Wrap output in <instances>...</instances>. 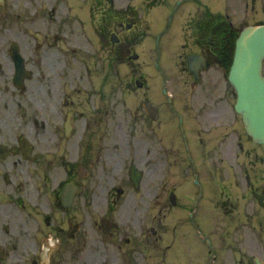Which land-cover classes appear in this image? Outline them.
I'll return each mask as SVG.
<instances>
[{
  "label": "flooded vegetation",
  "instance_id": "1",
  "mask_svg": "<svg viewBox=\"0 0 264 264\" xmlns=\"http://www.w3.org/2000/svg\"><path fill=\"white\" fill-rule=\"evenodd\" d=\"M0 3V264H42L41 248L53 259L59 250L58 264L85 251V178L98 171L100 264L264 259V144L234 113L233 86L213 78L218 65L227 77L239 31L264 23V0ZM190 53L204 58L201 81ZM171 54L188 74L169 101L152 59ZM171 169L186 174L177 187ZM67 183L79 187L71 206ZM103 218L117 226L104 231Z\"/></svg>",
  "mask_w": 264,
  "mask_h": 264
},
{
  "label": "water",
  "instance_id": "2",
  "mask_svg": "<svg viewBox=\"0 0 264 264\" xmlns=\"http://www.w3.org/2000/svg\"><path fill=\"white\" fill-rule=\"evenodd\" d=\"M264 26L248 27L238 40L231 80L237 87V109L246 117L250 131L264 139Z\"/></svg>",
  "mask_w": 264,
  "mask_h": 264
},
{
  "label": "rangeland",
  "instance_id": "3",
  "mask_svg": "<svg viewBox=\"0 0 264 264\" xmlns=\"http://www.w3.org/2000/svg\"><path fill=\"white\" fill-rule=\"evenodd\" d=\"M63 1L64 0H57V3H59V2H62V4H63ZM64 5V4H63ZM38 25V24H37ZM27 42H29V41H27ZM169 60H170V58H168V57H165L164 58V61L165 62H169ZM175 84H176V82L173 80V78H171L170 79V84H169V86L170 87H172V88H175L176 86H175ZM219 85H220V87H221V82H219ZM223 86V85H222ZM217 91V92H216ZM216 91H214L213 89H209V93H210V96H211V98L213 97V95L215 94V98H219L220 96H223V91L222 90H216ZM183 174V173H182ZM96 176H99V174H95ZM100 180V178L99 177H97V179H93V183H92V187H95L96 188V186H97V184H98V181ZM176 180V178L175 177H173L172 176V178H171V183H170V185H172V182L173 181H175ZM91 210H93V207H91L90 208ZM94 216V215H93ZM90 247H94L95 246V243L94 242H92V241H90Z\"/></svg>",
  "mask_w": 264,
  "mask_h": 264
}]
</instances>
